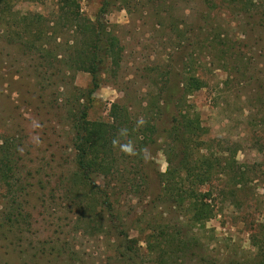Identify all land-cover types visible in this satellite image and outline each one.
<instances>
[{
  "label": "rangeland",
  "instance_id": "1",
  "mask_svg": "<svg viewBox=\"0 0 264 264\" xmlns=\"http://www.w3.org/2000/svg\"><path fill=\"white\" fill-rule=\"evenodd\" d=\"M77 1L120 49L87 121L111 125L113 104L127 121L84 184L73 145L90 83L74 63L80 30L58 0L0 4V264H264V0H108L104 14L103 0ZM190 78L202 87L184 95ZM181 115L200 130L173 150L166 132ZM204 158L210 180L196 189L213 216L194 222L190 200L175 202L184 173L163 175Z\"/></svg>",
  "mask_w": 264,
  "mask_h": 264
},
{
  "label": "trees",
  "instance_id": "2",
  "mask_svg": "<svg viewBox=\"0 0 264 264\" xmlns=\"http://www.w3.org/2000/svg\"><path fill=\"white\" fill-rule=\"evenodd\" d=\"M102 2L103 6L100 8V13L104 14L107 12L106 8L109 3L108 0H103ZM2 3L5 4L4 7L8 8L10 6V3H6V0H0V4ZM58 5H60V9L57 13L61 12L62 14L60 15H62L66 23H69L71 26L74 25L80 30V36L83 40L80 42L78 50L76 51L74 63L78 71H83L90 76L88 89L82 93L81 97H77V102L79 103L82 100V103L78 105L76 109L77 113L73 116V132L75 134L73 145L76 152L75 162L77 175L84 184L91 185V175L103 169L107 153L111 152V145L116 136V131L125 125L128 117L125 108L113 104L109 114L113 122L111 125L90 123L87 121V103L91 101L92 95L100 87L101 72L104 68L105 61L109 57L113 59V64L117 65L118 62L115 61V58H117L120 49L117 46V42L106 32L105 28L82 18L77 0H58ZM30 20L31 25L40 23V17L31 18ZM43 35L39 34V37H37L38 42L43 40ZM16 40L20 41V39ZM30 43L31 41H26L23 44L24 46H30ZM201 87L202 83L198 79L190 78L185 82L184 95L199 90ZM174 123L168 132H166L165 139V146L167 148L170 146L173 150L183 148L181 139H179L180 135L184 136L200 130L198 122L189 119L187 115H181L179 120L174 119ZM171 135L173 136L172 140ZM168 140H170L169 143H167ZM181 152L183 154L186 150L184 149ZM3 161L0 162V180L2 181L8 177L7 174L9 175V169H6L5 161ZM180 165L174 171H169L165 176L163 175V178H167L171 173L175 176H180L181 173H184L185 177L182 180L180 179V181H182L183 188L184 184L188 183L187 189H183V191L179 190L180 192L176 190L175 196L177 200L175 202L177 204L179 202L183 203L184 198L190 200L188 206L192 214L191 220L194 222L206 221L213 216L211 207L207 202L210 194L208 192L201 193L196 187H201L209 182L211 161L210 159L204 158L194 162H181ZM96 189L102 198L101 206L105 210L107 209L109 215L112 216V206L108 195L100 191L99 188ZM167 192H169L168 188L164 190V194ZM124 237L127 238L125 235ZM127 259L129 260V258Z\"/></svg>",
  "mask_w": 264,
  "mask_h": 264
},
{
  "label": "clouds",
  "instance_id": "3",
  "mask_svg": "<svg viewBox=\"0 0 264 264\" xmlns=\"http://www.w3.org/2000/svg\"><path fill=\"white\" fill-rule=\"evenodd\" d=\"M117 143V141H113V144L115 145ZM121 149H122V151H124V152H127V153H133V150H132V147H131V145H122L121 146Z\"/></svg>",
  "mask_w": 264,
  "mask_h": 264
}]
</instances>
